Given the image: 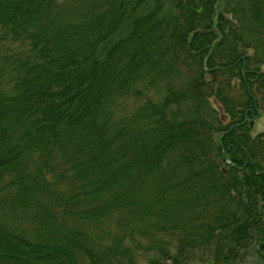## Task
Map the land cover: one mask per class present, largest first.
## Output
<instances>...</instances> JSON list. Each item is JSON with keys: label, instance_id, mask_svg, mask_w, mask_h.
<instances>
[{"label": "trees", "instance_id": "1", "mask_svg": "<svg viewBox=\"0 0 264 264\" xmlns=\"http://www.w3.org/2000/svg\"><path fill=\"white\" fill-rule=\"evenodd\" d=\"M262 90L264 0H0V264L264 261Z\"/></svg>", "mask_w": 264, "mask_h": 264}, {"label": "rangeland", "instance_id": "2", "mask_svg": "<svg viewBox=\"0 0 264 264\" xmlns=\"http://www.w3.org/2000/svg\"><path fill=\"white\" fill-rule=\"evenodd\" d=\"M262 94L264 96V90H262ZM250 129L252 134H256L259 132H264V99L261 101L260 106L257 107V114H253L252 117L249 118ZM226 170V169H225ZM145 248L141 250L140 253V261L141 263L145 262ZM210 253H208L209 255ZM238 264H264V261L260 259L255 253L254 255H248L244 259H240L237 262Z\"/></svg>", "mask_w": 264, "mask_h": 264}]
</instances>
